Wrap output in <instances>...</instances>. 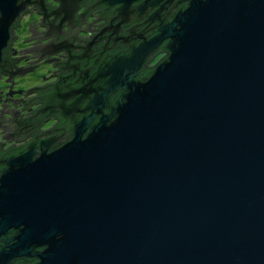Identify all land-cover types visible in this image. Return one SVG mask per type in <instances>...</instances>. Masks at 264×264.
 Wrapping results in <instances>:
<instances>
[{
    "label": "water",
    "instance_id": "obj_1",
    "mask_svg": "<svg viewBox=\"0 0 264 264\" xmlns=\"http://www.w3.org/2000/svg\"><path fill=\"white\" fill-rule=\"evenodd\" d=\"M98 1L157 33L92 73L69 53L46 110L72 138L2 161L0 264H264V0ZM25 9L0 0V67Z\"/></svg>",
    "mask_w": 264,
    "mask_h": 264
},
{
    "label": "flooded vegetation",
    "instance_id": "obj_2",
    "mask_svg": "<svg viewBox=\"0 0 264 264\" xmlns=\"http://www.w3.org/2000/svg\"><path fill=\"white\" fill-rule=\"evenodd\" d=\"M24 3L22 18L10 28L12 38L3 50L0 67V106L4 107L0 111V169L5 166L2 161L6 157L18 153L32 141L37 145L53 141L49 150L53 151L72 138L66 124L46 110V99L53 93V87L64 91L80 86L78 71L67 80L69 53L75 51L74 62L81 65L85 74L92 73L114 55L127 54L129 45H138L142 38L149 39L157 33L158 21L151 17L153 10L146 16H121L115 12L116 5L107 6L98 0H24ZM26 17L37 20L29 22L25 45L16 49L17 30ZM112 35L119 38L104 45ZM163 45L143 63L139 79L145 80L147 73L167 56ZM89 52L93 54L85 55ZM32 69L30 73L46 69L48 75L42 76L43 82L34 81L28 88H16V79L29 75L21 76V73ZM24 118L32 122L30 128L21 127ZM9 233L15 234V231L10 229ZM34 263L35 260L26 258L14 264Z\"/></svg>",
    "mask_w": 264,
    "mask_h": 264
},
{
    "label": "rangeland",
    "instance_id": "obj_3",
    "mask_svg": "<svg viewBox=\"0 0 264 264\" xmlns=\"http://www.w3.org/2000/svg\"><path fill=\"white\" fill-rule=\"evenodd\" d=\"M33 20H37V19L36 18H32V17H26V18L23 19L22 26H20V29L17 30L18 38H17V41L15 43V48L16 49H19V48L22 49L24 47V45H25L24 41H25V38L28 35V33H27V25L29 24L30 21H33ZM103 41H105V38L102 40V42ZM48 67H50V66H48ZM45 70L46 69H43L42 71H36V72L30 73L31 71H33V69H32V70H29V71H26V72L22 73L21 76H23V75L25 76L27 74H29V75L16 79V81H17L16 82V85H17L16 88H18V87L28 88L30 85H32V83L36 82V84H37V83L43 82L42 76H47L48 75V73L45 72ZM48 80H49V78L44 79V82L48 81ZM19 92H20V90L13 92V94H18ZM2 108L3 107L0 106V110Z\"/></svg>",
    "mask_w": 264,
    "mask_h": 264
}]
</instances>
